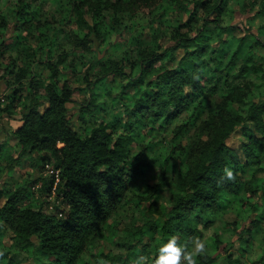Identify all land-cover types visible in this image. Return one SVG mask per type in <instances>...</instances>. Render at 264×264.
I'll list each match as a JSON object with an SVG mask.
<instances>
[{
  "label": "trees",
  "instance_id": "trees-1",
  "mask_svg": "<svg viewBox=\"0 0 264 264\" xmlns=\"http://www.w3.org/2000/svg\"><path fill=\"white\" fill-rule=\"evenodd\" d=\"M47 1L15 0L19 15ZM252 1H62L61 29L76 26L66 32L73 49L89 53L94 38L107 39L111 32H102L94 20L112 12L115 29L129 33L125 57L133 59L126 65L130 72L124 57L91 64L82 74L92 97L77 130L68 117L73 101L68 71L81 74L80 66L48 39L47 28L32 31L29 14L15 26L19 36L0 42V58L25 48L20 55L30 99L11 133L14 150L17 161L35 154L57 161L59 173L42 189L60 205L55 213L36 206L39 181L1 193L6 201L0 207V264H134L139 255L154 259L173 235L181 243L189 237L206 240L208 251L198 264H264V253L254 249L264 242V42L233 24L237 11ZM260 15L262 9L255 17ZM158 25L170 32L168 47L156 42ZM257 27L264 35V24ZM147 31L150 44L143 40ZM178 51H183L179 60ZM31 59L49 76L34 73ZM168 59L177 67H166ZM117 84L130 102L116 112ZM22 89L13 90L5 107L0 102V118L13 117ZM236 133L243 140L232 147L228 140ZM226 167L235 180H221ZM166 191L170 199L164 204ZM235 236L238 250L232 253L227 247ZM102 240L107 253L95 252Z\"/></svg>",
  "mask_w": 264,
  "mask_h": 264
},
{
  "label": "rangeland",
  "instance_id": "rangeland-1",
  "mask_svg": "<svg viewBox=\"0 0 264 264\" xmlns=\"http://www.w3.org/2000/svg\"><path fill=\"white\" fill-rule=\"evenodd\" d=\"M62 1L65 0H48L44 6L33 4L30 8H28L27 13L24 15H19L18 13V4L15 0H0V42L5 41L7 44L12 42V39L15 36H19V34H15L14 29L15 26H20L23 22V18L27 16L28 19L32 18L34 23L31 25L32 31L37 32L38 30L48 29V39L54 43L57 42L62 47L60 48V52L62 50L67 51L68 62H72L80 66V73H75L74 71H68L70 75L68 79V83L73 89V101L68 103V117L71 120L72 127L77 130L81 127L83 122L80 119V115L84 109L88 106L92 94L90 93L87 83L82 82V74L89 71V67L91 64H95L96 62H103L110 59H121L126 56V52L129 50V33L120 28L119 30L114 27V15L112 12L97 18L94 20L99 22L100 29L102 32L110 31L111 34L107 39L103 41L101 38H94L92 43V51L89 53L83 54L81 50L73 49L69 44H67V30L75 29L76 26L73 24H67L66 27L61 29L62 24V15L61 12L57 9L60 8ZM263 0L252 1V3L247 4L245 11H237L235 14L233 24L242 28L243 31L250 30L251 33L258 35L259 38L264 42V35H260L258 33V25L264 24V16L260 15V17H255L257 13L262 9L264 12V2ZM254 3V4H253ZM237 10L238 6L233 4ZM184 18H187L186 15ZM4 22L6 25H4ZM37 26H40L39 28ZM156 28L160 31L157 39V44L163 47H168L170 41V32L169 30L162 25L156 26ZM115 29V30H114ZM59 32H63L60 34ZM61 35L60 37L58 36ZM113 34V35H112ZM112 35V36H111ZM50 36V37H49ZM58 36V38H57ZM111 36V37H110ZM15 40V39H14ZM13 40V41H14ZM144 42L149 43L152 41L150 36V32H146V36H144ZM29 44L33 49H36V42L34 39H29ZM121 48L120 50H116ZM25 49V48H24ZM24 49L19 48L17 51H7L4 56L0 58V102L1 106L5 107L9 104V97L12 95L14 89L23 88L20 93V98L22 99V104L15 109V113L13 117H2L0 118V207L4 205L6 198L3 194L6 190L13 191L15 188L19 186H24L26 183L38 182V184L34 188L35 195V203L36 206H43L45 209H48L50 213H55L57 210V206L60 205V201L56 200L55 194L49 196L46 192L43 191L44 183L47 182L48 178H50L53 174H58V164L54 159H47L46 155L35 154L33 158L24 157L20 161H17L18 151L14 150V147L17 145V141L14 140L12 136V132L20 126L22 111L28 103L29 99L27 97V83L29 81V76L23 75L22 71L24 70V63L22 61V56L20 55ZM26 52V51H25ZM183 55V51H178L175 54L177 60H179ZM57 56V52L53 53V58ZM17 58H20L19 60ZM126 58V57H125ZM14 59H17L16 62L17 69L14 71L12 76L8 75L12 69ZM133 59L132 57L126 58L124 61V70L126 72L129 71V67L126 65L130 64ZM33 72L37 75L41 74L44 78L49 76L48 70H45L40 62L35 59H31ZM90 62V63H89ZM81 63H85V65H81ZM164 65L168 68H176L178 65L177 61L165 60ZM96 72L91 71V76H88V81H94ZM112 76H108V81L112 80ZM121 84H117L115 86V92L119 95L118 99L113 102L114 106L116 105V112L122 109V102L128 103L129 99L121 98ZM128 97L132 95V90L128 89L127 91ZM104 99V98H102ZM92 108V107H91ZM2 115V114H1ZM0 115V117H1ZM4 118V119H3ZM90 126V124H87ZM149 128H147L144 132H147ZM242 137L239 133L234 134L229 140L228 144L232 147L238 146L242 142ZM138 148L134 149L136 152ZM43 156V157H42ZM46 158L47 160H43ZM45 181V182H44ZM148 183L154 184L152 178H148ZM170 199V192L166 191L163 193L161 197V202L164 204ZM134 211H130L129 214H132ZM229 222L234 219L233 215H230L226 218ZM246 225V224H245ZM250 226L247 224L246 226ZM123 227V226H122ZM242 227V228H243ZM213 231L209 232L210 234ZM238 236H235L232 241V246L229 245L227 247L230 252L234 253L238 250ZM4 243L7 246L12 244L10 239H4ZM255 250H257L258 254L264 253V242L261 245V248L258 247V243L254 246ZM110 249L109 245L102 240L101 242L96 244L95 252L101 253ZM17 259V258H16ZM15 259V260H16ZM22 260V259H21ZM24 260V259H23ZM20 264H33L32 260L20 261Z\"/></svg>",
  "mask_w": 264,
  "mask_h": 264
},
{
  "label": "clouds",
  "instance_id": "clouds-1",
  "mask_svg": "<svg viewBox=\"0 0 264 264\" xmlns=\"http://www.w3.org/2000/svg\"><path fill=\"white\" fill-rule=\"evenodd\" d=\"M233 171L226 167L221 180H235ZM208 251L206 240L200 237H189L184 243L180 242V237L173 235L166 243H163L158 255L149 260L145 255H139L134 264H198L201 257Z\"/></svg>",
  "mask_w": 264,
  "mask_h": 264
}]
</instances>
